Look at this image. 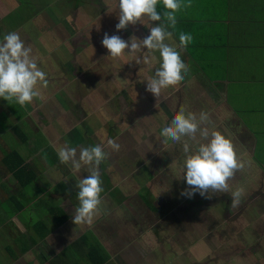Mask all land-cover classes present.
Returning <instances> with one entry per match:
<instances>
[{
  "label": "crops",
  "instance_id": "1",
  "mask_svg": "<svg viewBox=\"0 0 264 264\" xmlns=\"http://www.w3.org/2000/svg\"><path fill=\"white\" fill-rule=\"evenodd\" d=\"M117 4L0 0V41L19 33L48 81L26 107L11 103L18 118L0 98V264H91L93 257L102 264H264V0H191L178 12L173 40L189 70L158 101L146 85L159 52L137 65L131 56L106 58L101 41L105 33L142 40L149 25L166 23L163 6L161 21L117 32ZM109 8L116 11L106 14ZM181 32L194 38L187 48L178 47ZM54 68H69L75 97H56L66 78ZM181 109L209 113V130L232 141L245 167L228 192L181 195L188 187L183 142L164 144L160 135ZM65 144L78 151L101 145L107 154L91 226L72 222L78 177L88 172L60 163L57 148ZM236 189L243 196L232 207ZM191 225L207 231L200 238L197 231L195 244Z\"/></svg>",
  "mask_w": 264,
  "mask_h": 264
},
{
  "label": "clouds",
  "instance_id": "2",
  "mask_svg": "<svg viewBox=\"0 0 264 264\" xmlns=\"http://www.w3.org/2000/svg\"><path fill=\"white\" fill-rule=\"evenodd\" d=\"M158 5L163 6V20L166 23L149 25L150 34L142 40L132 36L126 41L119 35L105 33L101 41L108 51L106 58L118 61L131 56L137 65L151 63L155 59L153 54L159 52L160 66L146 85V91L157 101L162 91L179 85L189 70L177 50L173 35L177 13L183 8L191 7V0H118L119 22L115 26L119 32L126 30L129 25H143L145 19L159 22L162 15L157 11ZM115 11L116 9L109 8L106 14ZM169 28L173 31H169ZM193 39L190 33L181 32L178 47L187 48ZM47 84L46 73L38 67L31 46H26L17 32L6 34L0 41V98L9 104L15 102L20 107H26L41 95L38 85L47 87ZM210 123L209 113L201 112L197 117L194 113L185 114L181 109L170 125L163 127L160 133L164 144L169 140L174 143L183 142V150L187 155L180 165V172L181 179L186 181L188 187L181 195L188 198L199 193L201 197L211 199L210 193L228 192L229 181L245 167L238 159L232 141L219 131H210ZM189 141L195 145L194 149ZM107 146L113 151L120 150V145L113 139L107 140ZM57 155L61 164L71 165L73 173L79 174L82 168L88 172L85 178L78 177L76 186L79 189V206L75 209L72 222L75 226H91L101 205L103 188L99 166L107 154L101 145L81 147L78 151L65 144L57 148ZM231 195V206L237 207L241 202L243 189H236Z\"/></svg>",
  "mask_w": 264,
  "mask_h": 264
},
{
  "label": "rangeland",
  "instance_id": "3",
  "mask_svg": "<svg viewBox=\"0 0 264 264\" xmlns=\"http://www.w3.org/2000/svg\"><path fill=\"white\" fill-rule=\"evenodd\" d=\"M56 71H58V73H59V71H61L62 70V68H54ZM69 71V68H64L61 72H60V76H59V78H62V79H64V78H66V83H63L61 86H59L60 88H57V89H55V90H53L54 91V93H58V95L56 96V97H58V98H60L62 101H64V100H67L69 97L70 98H73V97H75V94L73 93V90H74V84H71V76H70V72H68ZM82 71H83V69H82ZM84 73L86 72V71H83ZM92 75V74H91ZM77 83H78V86L81 88V92L83 93L84 92V88H82L81 86H82V83H83V81L82 80H80V81H77ZM17 104H9L8 103V106H7V108L9 109V111L12 113V115L13 116H15L16 118H18L17 116L19 115V113L20 112H18V109H17ZM191 218H192V216L191 217H189L188 216V219H186V222H190L191 221ZM149 223H151V222H149ZM149 223H145V224H149ZM189 228L190 229H193L189 234H188V239H189V241L192 243V244H195V242L193 241V240H195V237H196V233H197V231H200V230H198L195 226H189ZM201 233L200 234H198L197 236H198V238H200V237H202L201 236V234H203V235H207V231H200ZM238 232V231H237ZM236 235H238V236H242V234H238V233H236ZM235 235V236H236ZM214 249H212V248H208L207 249V251H213ZM215 251H217V250H215ZM210 255H211V257H213L212 255H213V253H209ZM208 254V255H209ZM224 260H226V257L224 258Z\"/></svg>",
  "mask_w": 264,
  "mask_h": 264
},
{
  "label": "trees",
  "instance_id": "4",
  "mask_svg": "<svg viewBox=\"0 0 264 264\" xmlns=\"http://www.w3.org/2000/svg\"><path fill=\"white\" fill-rule=\"evenodd\" d=\"M101 260L99 258H91V264H102Z\"/></svg>",
  "mask_w": 264,
  "mask_h": 264
}]
</instances>
